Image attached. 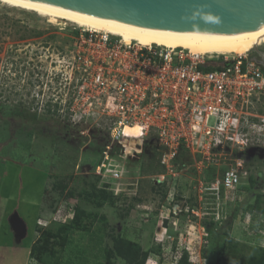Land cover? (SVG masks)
I'll list each match as a JSON object with an SVG mask.
<instances>
[{"label":"rangeland","instance_id":"374dc122","mask_svg":"<svg viewBox=\"0 0 264 264\" xmlns=\"http://www.w3.org/2000/svg\"><path fill=\"white\" fill-rule=\"evenodd\" d=\"M81 28L87 29L0 1V264H39L30 248L47 231L48 247L56 254L45 259L57 258L58 264H105L107 258L126 264L115 248L122 242L146 251L144 264H247L251 254H262L264 212H249L247 203L264 193V146L243 153L251 183L241 184L248 190L223 191L219 197L203 190L210 180L199 172L212 164L216 177L229 160L222 163L221 156L198 168L193 152L184 149L180 164L161 167L157 152L131 136L135 119L121 136L126 146L117 143L113 154L108 114L96 107L101 102H91L90 108L96 106L85 120L78 110L90 99L70 94L77 92L78 70L90 65L88 81L108 66L100 47L78 43ZM257 47L264 50V43ZM217 55L203 58L216 64L232 54ZM70 109L77 115H69ZM219 153L240 154L228 147ZM109 165L125 172L114 177ZM157 172L164 177L153 181L150 176ZM258 203L264 207V197ZM68 208L70 216L63 213ZM14 215L24 223L21 236L12 231Z\"/></svg>","mask_w":264,"mask_h":264},{"label":"built area","instance_id":"2783aa9c","mask_svg":"<svg viewBox=\"0 0 264 264\" xmlns=\"http://www.w3.org/2000/svg\"><path fill=\"white\" fill-rule=\"evenodd\" d=\"M81 31L78 43L89 42L93 48L100 47L107 56L108 66L105 74L96 71L88 81L85 79L90 65L85 66L86 71L78 70L75 82L79 86L76 93L70 94L75 99V94L85 93L90 99L78 110L85 120L96 106L90 108L91 102H101L96 107L108 114V142L115 145L112 153H116L117 143L126 146L121 136H127L125 126L132 118L135 122L131 125L135 128L131 136L140 138L135 143L140 146L145 139H153V151L158 152L161 167H173L172 160L180 147L193 152L198 168L204 162H218L222 156L221 162L229 160V166L211 179L208 186H203V190L215 197L223 191H236L239 195L238 186L248 177L243 153L249 147L264 146V67L246 53L232 54L212 64L204 55L180 47L131 46L104 31L83 28ZM80 55L77 54L78 59ZM94 89L98 90L97 94L91 95ZM104 104L108 107L104 108ZM71 114L76 116L77 112L70 109ZM108 145L106 148L110 150L112 146ZM225 147L240 154L234 157L229 154L226 158L219 153ZM107 153L104 151V159ZM111 159V163L117 161ZM109 166L114 177L125 172L120 165L115 169ZM199 173L203 175V171ZM163 174L157 172L150 177L153 181L161 180ZM63 213L72 215L69 208Z\"/></svg>","mask_w":264,"mask_h":264},{"label":"water","instance_id":"95a60500","mask_svg":"<svg viewBox=\"0 0 264 264\" xmlns=\"http://www.w3.org/2000/svg\"><path fill=\"white\" fill-rule=\"evenodd\" d=\"M21 1L163 38L225 43L264 31V0ZM257 52L264 59V51ZM10 221L14 234L21 236L25 229L23 221L17 215L10 217Z\"/></svg>","mask_w":264,"mask_h":264},{"label":"bare ground","instance_id":"6f19581e","mask_svg":"<svg viewBox=\"0 0 264 264\" xmlns=\"http://www.w3.org/2000/svg\"><path fill=\"white\" fill-rule=\"evenodd\" d=\"M0 1L10 6L33 11L38 15L47 17V19L51 22H55L60 19H63L72 22L80 27L104 31L112 35L119 36L121 40L125 43L135 41L141 45H157L168 48L180 47L196 55H201V54L209 55V56L217 55V54L239 55L246 53L251 49H253L255 46L257 47L260 44L264 43V31L243 40L234 41V42H225V43L163 38L158 36L130 32L108 24L86 20L40 4H35L21 0H0ZM127 131H130V129L128 128Z\"/></svg>","mask_w":264,"mask_h":264},{"label":"trees","instance_id":"16d2710c","mask_svg":"<svg viewBox=\"0 0 264 264\" xmlns=\"http://www.w3.org/2000/svg\"><path fill=\"white\" fill-rule=\"evenodd\" d=\"M208 68H214V66H209ZM54 105H55V103H54ZM54 111H56V109H54V110H50V108L47 109V112H54ZM147 140H144V146H145V148H148V149L150 147V149H152L151 152H153V149H154L153 139H147ZM179 150L180 151L176 155L175 159L172 160V162L174 164H176V163L180 164L179 163L180 157L183 156L181 154L184 151V149L182 147H180ZM157 153L155 155H158ZM210 165H212V164L205 166V168L203 170L202 177L203 176L206 177L207 180H211L215 177L216 169ZM176 169H178V168H176ZM248 180H249V187H250L251 178L247 179V181ZM238 188H239V192L241 191V189H247L248 190L246 184H244V183L239 185ZM70 194H72V192H70ZM260 197H264V193L263 194H260V193L254 194V199L252 200L253 203H247L248 204L247 209L249 212H251L253 210H257V211L259 210V211L264 212V207H261L258 203ZM48 236H50V232L47 231L46 233H44L42 235L41 238H39L37 240L38 242L37 241L34 242L30 248V254L32 257H34L36 260L39 261V264H58L57 258H55L53 260V263L48 262V260L45 259V256L54 257V255L56 254L55 249H51L48 247V242H49ZM52 236L55 237V234H52ZM56 242H59V241H56ZM115 248L117 249L118 255L126 261V264H144L145 260L147 258V255H148L146 251H142V252L139 251L137 245L134 243H131V242H122L120 244L115 245ZM179 261H180V263L184 262L185 261L184 256H182L178 260V262ZM105 264H112L111 261H109V258L105 259ZM229 264H232V262H230ZM247 264H264V252H262V254H258V253L251 254L247 258Z\"/></svg>","mask_w":264,"mask_h":264},{"label":"flooded vegetation","instance_id":"af4514ba","mask_svg":"<svg viewBox=\"0 0 264 264\" xmlns=\"http://www.w3.org/2000/svg\"><path fill=\"white\" fill-rule=\"evenodd\" d=\"M252 51L247 53L248 54V57L253 59L259 66H261L262 68L264 67V59L261 58L257 52V50H260L258 47H257V50L256 49H251ZM260 51H264V50H260ZM259 61L261 63H259Z\"/></svg>","mask_w":264,"mask_h":264},{"label":"clouds","instance_id":"9594fccd","mask_svg":"<svg viewBox=\"0 0 264 264\" xmlns=\"http://www.w3.org/2000/svg\"><path fill=\"white\" fill-rule=\"evenodd\" d=\"M205 198H206V196H205Z\"/></svg>","mask_w":264,"mask_h":264}]
</instances>
